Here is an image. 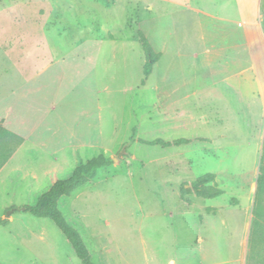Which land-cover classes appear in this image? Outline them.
<instances>
[{
	"label": "rangeland",
	"instance_id": "rangeland-1",
	"mask_svg": "<svg viewBox=\"0 0 264 264\" xmlns=\"http://www.w3.org/2000/svg\"><path fill=\"white\" fill-rule=\"evenodd\" d=\"M217 4L208 0L213 15ZM202 5L0 0V119L23 139L0 169V219L8 221L0 264H80L52 221L19 210L99 155L111 165L57 204L93 264L191 263L198 236L210 251L236 249L253 198L262 100L250 57L234 47L239 38H208L218 20L187 8ZM137 31L161 55L147 78ZM178 139L190 143L147 145ZM8 146L0 141V154ZM206 174L219 176L223 195L180 197ZM209 204L223 207V222L207 216ZM251 224L247 264H264V241Z\"/></svg>",
	"mask_w": 264,
	"mask_h": 264
},
{
	"label": "trees",
	"instance_id": "trees-1",
	"mask_svg": "<svg viewBox=\"0 0 264 264\" xmlns=\"http://www.w3.org/2000/svg\"><path fill=\"white\" fill-rule=\"evenodd\" d=\"M261 8L264 14V1L261 5ZM247 37L249 46L251 48L257 81L261 93L264 96V48H259L261 38H259L253 27H247ZM136 39L138 40L144 54L145 64L143 67V75L145 78H147L151 74L153 66L159 61L161 55L154 52L149 42L140 31L136 32ZM0 141L10 144V146L5 148V152L0 154L1 169L2 166L8 161L10 156L14 153V151L22 144L23 139L5 128L3 122L0 121ZM188 143H190V141L186 139H178L171 142L155 140L147 143V145H157L164 148H170L186 145ZM110 165L111 160L106 159L102 155L92 158L85 164H80L77 166L69 178L61 181H55L51 187L37 199L36 204L33 207H23L21 208L22 211L19 210L20 212L28 213L35 218L48 219L52 221L73 249L80 264L93 263L91 262L90 255L79 233L66 222L59 211L57 204L62 197L70 196L78 188L93 180L96 177L98 170L106 168ZM214 180L215 175L206 174L197 178L193 182L184 184L180 189V197L185 198L187 196H191L193 198L203 200H211L220 197L224 194V192L223 190L217 188V186L214 184ZM185 186L188 187L185 188ZM252 215V230L255 233L258 232L259 236L261 235L260 241H264V142L259 157L258 175L254 192ZM7 223V220L0 219V226H5Z\"/></svg>",
	"mask_w": 264,
	"mask_h": 264
},
{
	"label": "crops",
	"instance_id": "crops-1",
	"mask_svg": "<svg viewBox=\"0 0 264 264\" xmlns=\"http://www.w3.org/2000/svg\"><path fill=\"white\" fill-rule=\"evenodd\" d=\"M165 2H172V0H161ZM262 1L264 0H218L217 4V9L215 15L211 13L209 9H207L208 5V0H202V8L203 10H198V9H193L189 6L190 10L194 11L195 13L199 15H203V17L207 19H216L220 23L219 30L216 31H211L209 33L208 38H221L220 42L221 43H228L227 38H239L238 44H235V48H242L250 57V66H249V71L253 75V80L258 84L257 77H256V71L253 65V59H252V54H251V48L248 43V37H247V27L251 28L253 27L255 31L257 32V35L259 36L260 39V48L264 47V31H263V21L260 19V13L262 11L261 5ZM141 32V31H140ZM142 33V32H141ZM206 34H204L205 36ZM203 36V38H204ZM254 37V36H252ZM251 37V38H252ZM263 41V42H262ZM216 47L213 45L211 46V50H215ZM228 46H223V49H227ZM219 49V48H218ZM210 52V50H209ZM161 58V57H160ZM160 60V59H159ZM157 64V63H156ZM155 64V65H156ZM244 71L239 72L238 74L242 75ZM240 86L242 85L241 82L239 81ZM259 87V84H258ZM258 96L262 100V110H261V118H264V98L261 93L260 87H259V92ZM240 97V96H239ZM227 100H223V103H227ZM235 104L239 103L238 105H244L243 100L241 98L233 100ZM252 103V101H249V103H246L247 106ZM0 121L3 122V119H0ZM261 122V121H259ZM231 131V130H230ZM220 138L223 140V136L219 135ZM255 138L257 141H259V157L261 154V150L263 147V142H264V129L261 127H256V136ZM73 139V138H72ZM226 139V138H225ZM205 140V139H204ZM210 144L215 143V139H206V141ZM87 146V145H86ZM100 156V155H99ZM103 156V155H102ZM107 159V158H106ZM109 159V158H108ZM110 160V159H109ZM258 166H259V160H258V165L256 168V178L254 183L251 181L250 186L253 184L254 189L253 191L250 190L249 194L250 196L252 195L253 198L249 201V203L245 206V208L242 209L243 212H245L247 215V222H245L244 228H245V234L242 239H240L238 246H236V249H232V253L230 251L224 250L223 252H220L219 250H214L210 251L209 249H206L205 246L203 245L205 240L207 238H204L202 236H198L196 239V247L199 245L197 248H192L193 252L196 251V257L194 255L193 257V252H192V260L191 263L187 264H247V252H248V239H249V230L248 227H250L251 221L253 219L252 211H253V200H254V192H255V187H256V179L258 175ZM73 172V171H72ZM215 175V185L217 186L218 184V179L219 176L217 174ZM218 187V186H217ZM224 192V191H223ZM205 201H210V200H205ZM215 199H212L211 202H214ZM210 202V203H211ZM237 202H235L236 204ZM223 210V207L217 205L213 206L209 204L204 208V212L209 215L210 217L214 218L216 222H219L220 214ZM214 220V221H215ZM221 220H224L223 218ZM223 222V221H220ZM219 222V223H220ZM205 225L210 226V223L208 221L204 222ZM180 263V262H179ZM178 263V264H179ZM168 264H176L174 260H169Z\"/></svg>",
	"mask_w": 264,
	"mask_h": 264
},
{
	"label": "water",
	"instance_id": "water-1",
	"mask_svg": "<svg viewBox=\"0 0 264 264\" xmlns=\"http://www.w3.org/2000/svg\"><path fill=\"white\" fill-rule=\"evenodd\" d=\"M125 154V147L122 148V150L118 153L117 158L114 159L115 162H119V159L122 158ZM22 211V209H20Z\"/></svg>",
	"mask_w": 264,
	"mask_h": 264
},
{
	"label": "bare ground",
	"instance_id": "bare-ground-1",
	"mask_svg": "<svg viewBox=\"0 0 264 264\" xmlns=\"http://www.w3.org/2000/svg\"><path fill=\"white\" fill-rule=\"evenodd\" d=\"M253 189H254V185L252 184V191H253Z\"/></svg>",
	"mask_w": 264,
	"mask_h": 264
}]
</instances>
